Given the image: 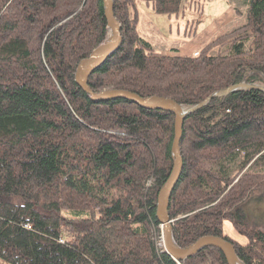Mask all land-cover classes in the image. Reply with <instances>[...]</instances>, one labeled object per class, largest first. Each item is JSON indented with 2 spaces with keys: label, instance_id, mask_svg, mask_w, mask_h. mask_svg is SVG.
I'll list each match as a JSON object with an SVG mask.
<instances>
[{
  "label": "trees",
  "instance_id": "trees-1",
  "mask_svg": "<svg viewBox=\"0 0 264 264\" xmlns=\"http://www.w3.org/2000/svg\"><path fill=\"white\" fill-rule=\"evenodd\" d=\"M112 1L121 43L89 76L93 92L190 108L231 85H264V0H244L246 22L197 55L160 53L138 32L140 3L169 18L186 0ZM107 33L102 0H0V264H227L216 247L178 261L162 245L156 207L174 115L93 102L76 84ZM179 146L176 244L221 237L244 264H264V92L210 99L185 117Z\"/></svg>",
  "mask_w": 264,
  "mask_h": 264
},
{
  "label": "water",
  "instance_id": "water-1",
  "mask_svg": "<svg viewBox=\"0 0 264 264\" xmlns=\"http://www.w3.org/2000/svg\"><path fill=\"white\" fill-rule=\"evenodd\" d=\"M104 17L108 33L106 38L91 53L81 59L75 70L76 84L89 96L93 102H103L113 99H124L145 109H160L174 115L173 139L171 144L172 167L170 174L159 190L156 207V218L161 225V235L164 250L178 261L194 256L201 249L212 246L219 249L225 256L227 264H242L236 255L233 245L227 240L216 236H203L198 238L188 247L178 246L174 240L172 224L168 215V206L171 193L180 177L182 170V157L180 152V139L185 117L202 107L214 97L229 94L237 89L251 88L264 92V85L241 82L231 85L208 96L203 102L190 108H185L170 98L150 96L141 97L136 93L119 89H104L93 92L88 85V78L104 61L114 53L121 43L120 25L113 14V1L102 0Z\"/></svg>",
  "mask_w": 264,
  "mask_h": 264
},
{
  "label": "rangeland",
  "instance_id": "rangeland-1",
  "mask_svg": "<svg viewBox=\"0 0 264 264\" xmlns=\"http://www.w3.org/2000/svg\"><path fill=\"white\" fill-rule=\"evenodd\" d=\"M184 2V12L169 18L154 13L140 3L138 32L156 51L167 55H197L202 46L216 35L233 30L246 22L247 5L244 0ZM63 213L67 217L72 216L68 212ZM224 230L231 238L245 241L228 222L224 223ZM160 238L162 242V235Z\"/></svg>",
  "mask_w": 264,
  "mask_h": 264
},
{
  "label": "bare ground",
  "instance_id": "bare-ground-1",
  "mask_svg": "<svg viewBox=\"0 0 264 264\" xmlns=\"http://www.w3.org/2000/svg\"><path fill=\"white\" fill-rule=\"evenodd\" d=\"M222 253V252H221ZM222 255L224 256V254L222 253ZM224 258H225V256H224ZM225 260H226V258H225ZM242 262V261H241ZM242 264H244L243 262H242Z\"/></svg>",
  "mask_w": 264,
  "mask_h": 264
},
{
  "label": "crops",
  "instance_id": "crops-1",
  "mask_svg": "<svg viewBox=\"0 0 264 264\" xmlns=\"http://www.w3.org/2000/svg\"><path fill=\"white\" fill-rule=\"evenodd\" d=\"M194 53V52H193ZM182 55H185V54H182ZM186 55H188V54H186Z\"/></svg>",
  "mask_w": 264,
  "mask_h": 264
}]
</instances>
